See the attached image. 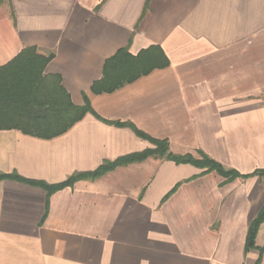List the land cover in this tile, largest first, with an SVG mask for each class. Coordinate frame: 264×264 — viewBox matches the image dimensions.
<instances>
[{"label": "crops", "instance_id": "crops-1", "mask_svg": "<svg viewBox=\"0 0 264 264\" xmlns=\"http://www.w3.org/2000/svg\"><path fill=\"white\" fill-rule=\"evenodd\" d=\"M25 48L52 54L45 85L90 111L51 138L0 127V264H264V219L245 251L264 175L151 154L51 192L33 183L153 141L240 175L264 169V0H6L0 67ZM121 49L120 72L137 77L94 91Z\"/></svg>", "mask_w": 264, "mask_h": 264}, {"label": "trees", "instance_id": "trees-1", "mask_svg": "<svg viewBox=\"0 0 264 264\" xmlns=\"http://www.w3.org/2000/svg\"><path fill=\"white\" fill-rule=\"evenodd\" d=\"M4 1L6 0H0V5ZM52 56V54L38 55L34 52V49L25 48L7 65L0 67V127H16L24 133L42 138H51L65 132L80 120L86 112L90 111L87 103L83 106L73 105L65 92L61 91L62 93H60L61 86L52 85L48 87L45 85L42 70ZM123 56L131 58L126 49H121L105 62L102 78L92 86L94 91H111L125 81H131L137 77V73L125 77L124 75L127 74L120 72L124 69L119 62ZM153 143L155 144L153 150L105 163L94 172L73 174L59 184L33 183L41 185L48 192H51L70 185L75 180L96 177L105 171L111 170L116 165L143 159L151 154L165 156L167 159L178 163L189 162L198 167H205L207 170L216 171L227 179L237 176L264 175V169L255 170L251 174L240 175L235 170L226 169L220 163L205 155H201L199 159H194L190 155H174L168 151L166 141H153ZM263 219L264 210H261L250 223L245 241V251L254 247L255 234ZM259 261L258 258L255 264H259Z\"/></svg>", "mask_w": 264, "mask_h": 264}]
</instances>
